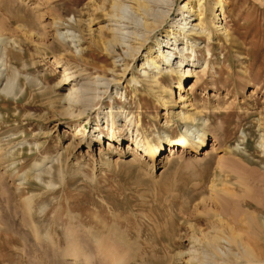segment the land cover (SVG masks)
Masks as SVG:
<instances>
[{
    "label": "rangeland",
    "instance_id": "obj_1",
    "mask_svg": "<svg viewBox=\"0 0 264 264\" xmlns=\"http://www.w3.org/2000/svg\"><path fill=\"white\" fill-rule=\"evenodd\" d=\"M124 1L128 11L118 24L124 31L139 30L142 18ZM215 1L203 4L214 6ZM223 2L219 27L206 11L199 35L176 33L182 53L197 61L195 71L184 76L181 67L176 73L163 68L160 84L151 85L140 68L145 49L133 62L124 44L113 50L103 44L112 37L114 21L106 14L112 0H12L16 13L37 26L28 30V39L20 32L14 35L21 28L17 23L0 28V37L12 32L7 47L14 38V50L20 53L10 59L17 71L10 62L0 65V264H110L112 257L117 264H191L192 246L198 256L201 248L194 235L213 234L217 227L228 234L231 226L244 241L264 236V0ZM168 3L152 4L153 11H163L165 17L169 9L170 15L146 41L160 65L165 64L162 51L168 50L161 44L157 50L158 43L173 41L166 31L177 28L181 17V0ZM66 33L70 35L62 43ZM190 45L192 54L185 49ZM58 58L63 60L56 63ZM64 60L104 79H117L129 62L127 78L134 80L118 85V93L112 87L103 94L104 85L85 76L81 89L64 80ZM9 73L15 74L12 90L1 91ZM71 84L79 94L94 93L100 101L78 114L79 103L62 98ZM68 105L74 106L70 113ZM109 108L132 112L139 120L140 141L149 137L159 144L165 135L190 133L194 147L172 157L163 145L150 169L133 146L135 126L131 132L125 129L121 117L113 127L129 136L106 143ZM197 130L204 131L198 147ZM34 163L40 164L36 170ZM29 168L26 178L15 176ZM18 181L23 183L17 187ZM75 248L90 260L78 253L77 260L69 258Z\"/></svg>",
    "mask_w": 264,
    "mask_h": 264
},
{
    "label": "bare ground",
    "instance_id": "obj_2",
    "mask_svg": "<svg viewBox=\"0 0 264 264\" xmlns=\"http://www.w3.org/2000/svg\"><path fill=\"white\" fill-rule=\"evenodd\" d=\"M128 1L130 2V4H128V8L132 9V10L129 9L130 12H132L133 14H136L137 16L142 18V21L139 22L137 27H136V29H139V30L134 29L133 31H130V32L123 30V28H122L123 26L121 27L120 24H118V22L120 23V21H118V20H120L121 17H123L122 12L128 11L125 9L127 4L125 3L124 0H112L110 11L106 12V14L109 17V20L114 21V24H111V27L109 28L112 31V37L107 39L106 41H103V44L107 50H113V47L117 44H124L126 46L125 55L130 57V59L133 62H135L136 58L139 57L141 52L145 49V53H143V58H142L143 60L140 62V68L143 69L142 75L147 76V81L149 83H151V85L160 84L161 74L164 70L163 68H166L168 72L170 71L171 73H176V72H179V69L181 67L183 69L182 74L184 76L190 75L192 72L195 71L194 70L195 68L192 69V67L193 66L196 67L195 65H196L197 61H195L194 57L188 58L184 53H182L183 46L179 47L178 43H176V39H175L176 33L178 31H180L185 36H188L190 34L199 35L200 34L199 29H202V27L204 28L206 26V24H205L206 14H207L206 11H209V12L211 11L212 18L215 19L214 21L211 20L213 26L219 27L220 23H221V18L219 17V15L223 14L224 6L226 5V3L223 2V0L215 1L214 6L210 2L207 3V5L205 6L203 4L204 0H181V4L177 7L178 14L181 16L180 18H178L177 28H175V29L170 28L168 31H166V32H168V35H169L168 39L174 38L173 41H171L168 44V41L166 39V40H161L158 43L157 50H159L160 44L162 46H165L168 50L167 54L166 53L163 54V51H162L161 56L164 59L165 64L163 63L160 65V63H158L154 59L155 56L152 55L151 48L146 46V41L148 40L151 32H154L157 28H159V26L163 23L164 18L166 16L170 15V10L167 9L166 15H165V17H163L164 13L163 14L160 13L163 11H159V10L153 11V9H152V7H153L152 4L156 5V2H161L162 0H128ZM167 1L169 2L168 5L172 6V4L174 3L175 0H167ZM165 2H166V0H165ZM0 3L3 4V7H4L3 14L5 15V17H7V19H5V17L3 18L6 21L5 20L1 21V19H0V25H1L0 28H2V30H5L6 28H9V26H11V24L13 25L14 23H17L21 28H20V30H15L14 31L15 33L13 32L14 35L17 36L16 33L20 32L22 35L25 36L26 39L30 38L29 34H27L28 30H31L32 29L31 27H36L37 25L34 24L32 21L29 22V21H27V19L19 16L16 13L17 9L16 10L13 9L12 0H0ZM157 13H159V14H157ZM36 20H38V19H36ZM54 23H56V22H54ZM128 33H129V36H126V34H128ZM11 34H12V32L11 33L9 32V34H8V32H6L4 35H2V37H0V44L2 45V41H3V45H4L3 48H1V49L4 50L3 52H4L5 57H6V58H4L5 60H3L1 58V61H0L1 66L6 65L7 62H10V59L13 57V55L17 54V52H18L16 50H14V47H13V45L15 43H17V42H15L14 38H12L10 46L7 47L6 43L9 41V39H11ZM60 34L61 33H58V35H60ZM172 34H174V35L170 36ZM69 35H70L69 33L62 34V37L60 38L63 40L62 43H64V40L68 39ZM128 37L132 38V40H130L129 42H127ZM4 40H6V41L4 42ZM74 41H77V40H74ZM61 45H63V44H61ZM193 47H194L193 45H190V46H186L185 49H189L191 54H192L195 52V49ZM1 49H0V51H1ZM3 52L2 51L0 52L1 57H2ZM177 53H179V56H177ZM60 60H63V59L58 58L55 62L58 63ZM62 65H64L65 70H68L67 75L65 76L64 80H68V82L73 80V81H75V83H79V86H80L79 88L82 89L83 87H81V85H84V82H79V81H80V79L84 80L85 76H86L89 80H93V82H99V84L104 85V90L102 91L103 94L106 93L108 90L110 91V89L112 87L115 89V93H118V91L116 90L118 85L122 84L123 82L128 83V82H131L134 80L133 76H131L130 78H127V72L129 71V69H131V67L129 66L130 65L129 62H127V63L124 62L123 71L120 73V75L118 76L117 79H104L103 76H98V75H93L92 77H90L91 75L89 74V71H87V69L85 67L81 66L80 64H78L72 60H64L62 62ZM163 65H165V66L163 67ZM8 66H10L14 72L17 71L16 67L11 66V62ZM146 66H149V67L152 66L153 70L151 69V72H147V70L145 69ZM0 71H1V68H0ZM11 73H9V75H8L9 77L8 76H6V78L4 77L5 82L3 81V83H5V84H4L3 89H1V91L2 90H5V91L9 90V92H10V90H12L11 89L12 88L11 87L12 86L11 78H14L15 74L12 75ZM0 74H1V72H0ZM173 76H174V74L173 75L171 74L169 76V78H173ZM2 79L3 78L0 79V85L2 83ZM88 79H85V81ZM103 79H104V81H102ZM177 87H179V90L182 89V80L181 79L178 80ZM72 88H73V86L71 84V86L67 88L65 96L62 98L66 99V101H68L70 103H74V102L79 103L78 114H83V113L87 112L88 109H92L97 104V102L100 101L101 97L97 96L94 93L89 94L87 92L89 95L85 96V94L83 92L81 94L76 92V90L78 89L77 87L74 89H72ZM93 90H95V87H93ZM85 91H87V90H85ZM72 93H74L75 95L72 96ZM120 95H121V92H120ZM95 99H96V101L93 102ZM74 106L70 107V105H68L67 113L72 112L73 111L72 108ZM117 116L121 117V121L123 123L121 125L123 127L125 126L124 127L125 129H128V130L131 129L130 132L133 130V128L135 126L134 139H132L133 143H134L133 146L136 149V151L139 149V152H141V156L143 157V163L150 165V169L153 168V166L156 163L157 158L161 155V153L163 151V145L168 146L169 156H172V157L176 153H178V151H181L182 153L186 154L188 151H190V149H192L194 147V143L188 138L190 133H189V135H187V134L183 135L182 134V135H179L178 137H175V138H171V137L165 135V137L163 139H161L159 144H155L153 141L150 140L149 137H144V136H143L144 137L143 141L142 140L140 141L139 139H136L137 135H138V133H136V132L138 130L137 126H138L139 120L136 121L134 119V115L132 114V112H128V111L126 112L123 109L122 110H120V109L112 110L110 108H109L108 112L105 113V117H104L105 122L110 123V127H109L110 129L106 135L107 136V139H106L107 142L106 143H110V142L118 143V142L126 139L129 136V135L125 136L123 133L117 132L115 130V127H113V125L115 124V121H116L115 119ZM182 117H183V119H186L189 116L182 114ZM119 120H120V118H119ZM106 125L108 127V123ZM128 130H127V132H128ZM184 131H186V130H184ZM187 132H191V129L187 128ZM197 132L199 133V130H197ZM99 134H102V132L98 131V135ZM130 136H132V134H130ZM197 136H198V144L196 146L198 147L200 144L202 145L204 143V131H200V133ZM81 138H84V134L81 135ZM262 145L264 146V136H262ZM182 147L183 148L185 147L186 149L184 150ZM0 152H2V151H0ZM1 154H3V153H1ZM3 155H1V157ZM46 157L47 156H45L44 158L47 159ZM39 165H40L39 163H34V167H35L34 169L36 170L37 169L36 167ZM50 169H52V168H50ZM50 169H48V172H50L49 171ZM29 174H30V168L26 169L23 172L21 171V173L16 174L15 176L18 179L19 178L23 179V178H26L27 176H29ZM39 180H40V178H39ZM21 183H23V182L18 181L17 187H18V185H21ZM25 199L27 201L26 205H27V209L29 211L30 210V207H29L30 206V197L27 196ZM29 219H28V222L26 223L28 225H30ZM31 226L33 228V225H31ZM224 229L222 227H219V228L217 227V229L216 228L214 229L213 234H210V235L203 234V235H201V237L194 235V237H193L194 241L196 243H198V245H201V248H200V252H199L200 256H198L196 253L197 249H196L195 245L192 246L193 248L190 251V255L188 256V260L191 261V264H194V262H197V264H238L241 262L239 260H242V259L245 260V261H243L245 264H264V236H259V238H261V239H254L251 242L250 241H244V240H242L241 237H239L240 235H238V233L236 231H234V228H231V226L228 227V234L224 232ZM33 230H34V228H33ZM37 234H38V231H37ZM33 236H35V235H33ZM222 242H223V244L226 243V245H222ZM101 245H103V244H101ZM97 247L99 248V246H97ZM102 247H105V246L104 245L100 246V248H102ZM104 251H105V249H104ZM77 253L82 254V256H83V253H81V251L78 248L73 249L71 252H69V254L67 256H69V258H71V259L77 260V258H76V256H78ZM83 257H86V256H83ZM86 258L89 259V257H86ZM232 259H235L236 261H232ZM217 260L218 261L220 260V261L218 262ZM116 261H118V259L116 257H112L110 264H117L118 262H116ZM123 262H125V261H123ZM85 263H88V262L85 261ZM126 264H130V261H129V263L127 262Z\"/></svg>",
    "mask_w": 264,
    "mask_h": 264
}]
</instances>
